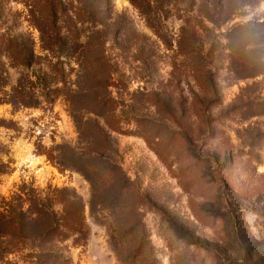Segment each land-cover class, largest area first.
Returning <instances> with one entry per match:
<instances>
[{
	"label": "rangeland",
	"instance_id": "rangeland-1",
	"mask_svg": "<svg viewBox=\"0 0 264 264\" xmlns=\"http://www.w3.org/2000/svg\"><path fill=\"white\" fill-rule=\"evenodd\" d=\"M261 169L264 0H0V264H264Z\"/></svg>",
	"mask_w": 264,
	"mask_h": 264
},
{
	"label": "trees",
	"instance_id": "trees-1",
	"mask_svg": "<svg viewBox=\"0 0 264 264\" xmlns=\"http://www.w3.org/2000/svg\"><path fill=\"white\" fill-rule=\"evenodd\" d=\"M23 195H25L23 193ZM18 199H16L15 201L17 202ZM29 201L35 202L38 204H41L42 199L40 197H38V195L34 196V198H30ZM0 216L3 219H7L10 218L11 216V220H15L21 216H26V214L24 215L23 210H20L18 213L16 212V210L13 209V202H6L5 200H3V202L0 203Z\"/></svg>",
	"mask_w": 264,
	"mask_h": 264
},
{
	"label": "snow or ice",
	"instance_id": "snow-or-ice-1",
	"mask_svg": "<svg viewBox=\"0 0 264 264\" xmlns=\"http://www.w3.org/2000/svg\"><path fill=\"white\" fill-rule=\"evenodd\" d=\"M261 171H264V169H261Z\"/></svg>",
	"mask_w": 264,
	"mask_h": 264
}]
</instances>
